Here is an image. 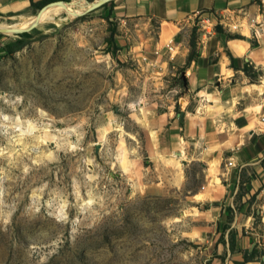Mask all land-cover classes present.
Segmentation results:
<instances>
[{
    "label": "rangeland",
    "instance_id": "1",
    "mask_svg": "<svg viewBox=\"0 0 264 264\" xmlns=\"http://www.w3.org/2000/svg\"><path fill=\"white\" fill-rule=\"evenodd\" d=\"M96 1L30 32L13 30L55 8L0 17V264H210L184 197L139 190V109L176 78L130 59Z\"/></svg>",
    "mask_w": 264,
    "mask_h": 264
},
{
    "label": "crops",
    "instance_id": "2",
    "mask_svg": "<svg viewBox=\"0 0 264 264\" xmlns=\"http://www.w3.org/2000/svg\"><path fill=\"white\" fill-rule=\"evenodd\" d=\"M41 1L0 0L1 17ZM263 1L114 0L109 7L129 58L176 78L170 92L139 109L148 135L140 193L184 197L188 233L205 245L210 264H264V34L245 28ZM238 10L246 15L240 31L219 29L205 40L191 21L198 11ZM245 67L262 75L254 81Z\"/></svg>",
    "mask_w": 264,
    "mask_h": 264
},
{
    "label": "built area",
    "instance_id": "3",
    "mask_svg": "<svg viewBox=\"0 0 264 264\" xmlns=\"http://www.w3.org/2000/svg\"><path fill=\"white\" fill-rule=\"evenodd\" d=\"M261 13L255 18H249L245 21V28L253 32L258 38L264 34V1L261 4ZM246 18V15L241 11H231L228 13H222L218 17H212L206 12L198 11L191 17V21L199 32L201 39H208L215 34L219 29L228 32H238L244 26L238 23V20ZM264 122V117L262 118ZM228 166H233L232 162L227 163Z\"/></svg>",
    "mask_w": 264,
    "mask_h": 264
},
{
    "label": "trees",
    "instance_id": "4",
    "mask_svg": "<svg viewBox=\"0 0 264 264\" xmlns=\"http://www.w3.org/2000/svg\"><path fill=\"white\" fill-rule=\"evenodd\" d=\"M73 0H42L41 2L39 3H35V4H32V9H42L44 6H46L43 11H47V10H50V9H53V10H50L48 12H51L54 16H58V15H61L64 11V7L66 6H62V5H59L60 3H53V2H66V3H69ZM88 1H93V0H88ZM52 3V4H50ZM58 4V5H57ZM61 6V7H60ZM0 17H1V14H0ZM30 35V33H23L21 34L20 36H28ZM23 46V43L22 42H16L12 45H9L8 46V50L10 52H14L16 50H19L21 47ZM193 57V55L191 56ZM244 71L246 73V75H248L249 77L252 78V80H256L258 79L260 76H261V72H257V71H252V69L248 68V67H245L244 68Z\"/></svg>",
    "mask_w": 264,
    "mask_h": 264
},
{
    "label": "bare ground",
    "instance_id": "5",
    "mask_svg": "<svg viewBox=\"0 0 264 264\" xmlns=\"http://www.w3.org/2000/svg\"><path fill=\"white\" fill-rule=\"evenodd\" d=\"M65 5H67V4H65ZM62 6H64V5H62ZM86 9H88V5L86 7H84L83 9H81L80 11H78V12H77L76 9H69L67 12H70L72 14L73 13L74 14H80V13L84 12ZM53 17H55V16L51 12H48L47 11V12H44V13L39 14L38 16L29 18V19H25L18 26L14 27V28H16V29L21 28V27H28V28H30V27H33V26L42 24L45 21H48L50 19H53ZM71 17H73V16H71ZM28 28H24V29H28ZM11 30H13V29L8 28V27H4V26L0 25V31L7 32V31H11Z\"/></svg>",
    "mask_w": 264,
    "mask_h": 264
},
{
    "label": "water",
    "instance_id": "6",
    "mask_svg": "<svg viewBox=\"0 0 264 264\" xmlns=\"http://www.w3.org/2000/svg\"><path fill=\"white\" fill-rule=\"evenodd\" d=\"M108 0H98V1H96L95 2V4H93L92 6H90V7H97V6H100L101 4H103V3H105V2H107ZM53 3H60V4H62V5H65V4H67L66 2H53ZM50 4H52V3H50ZM49 5V4H48ZM48 5H46V6H48ZM46 6H44L43 8H42V10L46 7ZM41 10V11H42ZM40 26V25H39ZM39 26H36V27H34V28H30V29H14L13 30V32H16V33H21V32H30V31H33V30H35V29H37Z\"/></svg>",
    "mask_w": 264,
    "mask_h": 264
}]
</instances>
